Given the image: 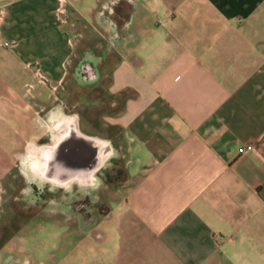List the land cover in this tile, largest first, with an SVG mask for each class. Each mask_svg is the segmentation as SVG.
I'll return each mask as SVG.
<instances>
[{"label":"crops","instance_id":"crops-1","mask_svg":"<svg viewBox=\"0 0 264 264\" xmlns=\"http://www.w3.org/2000/svg\"><path fill=\"white\" fill-rule=\"evenodd\" d=\"M68 1L100 24L104 0ZM155 1L133 0L109 71L127 192L76 264H264V0ZM59 3L0 0V185L19 165L88 185L111 151L60 105L31 110L68 74Z\"/></svg>","mask_w":264,"mask_h":264},{"label":"rangeland","instance_id":"rangeland-1","mask_svg":"<svg viewBox=\"0 0 264 264\" xmlns=\"http://www.w3.org/2000/svg\"><path fill=\"white\" fill-rule=\"evenodd\" d=\"M133 4L104 0L95 11L100 24L85 26L75 22L71 3L60 0L57 17L71 40L68 74L63 89L37 99L31 110L38 115L60 105L81 129L108 141L111 151L88 185L74 181L60 186L21 165L2 181L0 264H76L78 245L103 239L113 200L127 192L122 128L114 121L126 93L109 89V71L116 59L115 41Z\"/></svg>","mask_w":264,"mask_h":264},{"label":"bare ground","instance_id":"bare-ground-1","mask_svg":"<svg viewBox=\"0 0 264 264\" xmlns=\"http://www.w3.org/2000/svg\"><path fill=\"white\" fill-rule=\"evenodd\" d=\"M71 122V126H69V127H65L64 125L62 126V134L63 135H66V136H68L70 133L71 134H73V132H74V123H73V121H70ZM44 171H45V169H40L39 171H37V173H38V175L41 177V178H47V176L45 175V173H44ZM52 182H54V183H56V184H58V185H60V184H64V183H67L66 181H59L57 178H55V177H52V178H49ZM69 181V180H68ZM83 181V183H86L84 180H82Z\"/></svg>","mask_w":264,"mask_h":264},{"label":"built area","instance_id":"built-area-1","mask_svg":"<svg viewBox=\"0 0 264 264\" xmlns=\"http://www.w3.org/2000/svg\"><path fill=\"white\" fill-rule=\"evenodd\" d=\"M36 75H38L39 78H42V75L38 71L36 72ZM251 149H252V144L248 143V144H244V145L240 146L238 148V152L244 153V152L249 151Z\"/></svg>","mask_w":264,"mask_h":264},{"label":"flooded vegetation","instance_id":"flooded-vegetation-1","mask_svg":"<svg viewBox=\"0 0 264 264\" xmlns=\"http://www.w3.org/2000/svg\"><path fill=\"white\" fill-rule=\"evenodd\" d=\"M64 126H65V127H69V126H71V122H70V120L67 121L66 124H65ZM69 128H70V127H69Z\"/></svg>","mask_w":264,"mask_h":264}]
</instances>
